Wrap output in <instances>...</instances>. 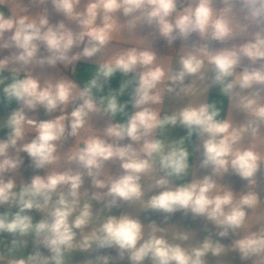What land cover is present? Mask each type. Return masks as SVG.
<instances>
[{
  "label": "clouds",
  "instance_id": "obj_1",
  "mask_svg": "<svg viewBox=\"0 0 264 264\" xmlns=\"http://www.w3.org/2000/svg\"><path fill=\"white\" fill-rule=\"evenodd\" d=\"M0 112V264H264V0H0Z\"/></svg>",
  "mask_w": 264,
  "mask_h": 264
},
{
  "label": "crops",
  "instance_id": "obj_2",
  "mask_svg": "<svg viewBox=\"0 0 264 264\" xmlns=\"http://www.w3.org/2000/svg\"><path fill=\"white\" fill-rule=\"evenodd\" d=\"M58 19V17H57ZM163 51H167L166 49H163ZM4 55L8 54L7 51H5L3 53ZM90 66L88 64H79L78 65V72L80 73H83L85 69L89 68ZM119 82H120V77L119 75H117L116 78L113 79L112 81V86L113 87H118L119 85ZM210 99H222V97H219L218 96V93L213 90V92L210 94ZM12 107H15V104L12 105ZM8 109H4L3 111L6 112ZM0 114H2V112H0ZM40 118H47L43 115V112L40 113ZM2 135V134H0ZM172 135L174 138H179L183 135H185V131L183 129H175L173 132H172ZM30 172H26L25 175H29ZM38 218V217H37ZM142 219H145V220H156L157 222H159L162 218L158 215V214H155V213H148V214H144L142 216ZM170 222H175V223H179V224H183L187 227H199L200 226V223L199 221H196V222H193L191 221L190 219H186L184 218L180 213H177L175 214V216L172 218V220ZM227 243V241H225ZM238 264V262H237Z\"/></svg>",
  "mask_w": 264,
  "mask_h": 264
}]
</instances>
